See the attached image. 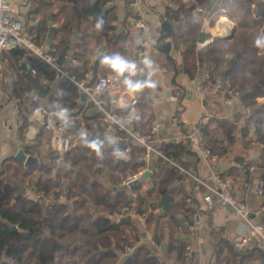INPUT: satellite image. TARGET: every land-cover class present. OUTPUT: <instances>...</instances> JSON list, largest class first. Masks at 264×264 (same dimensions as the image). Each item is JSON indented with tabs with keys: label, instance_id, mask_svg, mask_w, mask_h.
I'll list each match as a JSON object with an SVG mask.
<instances>
[{
	"label": "crops",
	"instance_id": "1",
	"mask_svg": "<svg viewBox=\"0 0 264 264\" xmlns=\"http://www.w3.org/2000/svg\"><path fill=\"white\" fill-rule=\"evenodd\" d=\"M10 1H12L13 5L18 10L19 17L26 27L27 34L47 50L53 51L59 57L63 69L68 71L73 77L75 76L72 73L73 66H83L82 62L78 60V57L83 59L84 56V60H87L90 65H88L89 70L85 73L84 78H82L80 82L86 81L91 87L97 85L99 78H101L103 74L111 78H117V74L112 69L101 63L103 55L112 56L120 54L126 60H130L136 64V60L132 59V55L135 53L136 48L133 44H130L131 42H129L128 39L125 40L123 36H125V38L127 35H129L130 38L138 37L140 34L139 30L136 28V23L139 18L146 20L151 29L150 38L154 45L152 59L154 60L155 77L157 79L156 95L158 96V101L156 112H153L152 118H147L146 122L140 124L137 130L143 134H151L150 130L152 124L159 117V119L163 121V127L159 129V132L155 134L153 138L155 141L154 146L161 149L160 147L163 145L175 147V145L165 141L175 136L179 129H181L180 126H183L187 131H193L194 127L201 123V119L203 118V101H200L194 93L193 96L187 94V90L191 88L192 82L183 71L181 53L173 48L171 37L163 39V37L167 35L164 21L169 23L172 32L176 29V26L184 24L188 27L187 29H193L194 33L200 36L201 39L200 0H133L132 6L134 7V4L137 5V7H134L137 18H135L130 11L128 0L109 1L108 6L118 17V20L114 23L116 30L112 34L115 39L113 41L107 40L101 34V28H96L97 23L100 22L95 6L98 5L101 0ZM91 5L95 7L93 15H90L88 11ZM171 16H177L179 20H170L169 17ZM50 24L57 28L54 34L50 32ZM50 35L52 36V43L48 42V37ZM60 42H63L65 47L70 48L66 58L62 59H60V55L56 53L57 50L60 52L59 49H57V47L61 45ZM166 45L171 46L169 52L167 50L163 51V47ZM19 51L20 50H13L5 54L7 64L0 66V167L4 162H11L10 164L20 172L19 184L22 188V193H24L27 198L34 200L38 199L37 190L32 183L35 174H38V172L34 171L37 168H34V166L43 163L49 164L53 160L59 159V155L51 149L52 134L44 131L45 121L50 117L58 122L73 120V126L77 125L79 130L76 131L75 128H73L74 132L66 130L65 133L67 135L79 136V133L76 132L84 129L82 133H85V128L80 126L77 122H82L86 115L91 117L95 111L93 107H90V103L88 104V98H86L82 107H80L81 97L75 107H72L69 101L67 103H62L57 101L56 98H53V96L55 97L60 94L59 86L61 83L71 81L59 80L56 76L53 77V80L47 82L43 81L46 83L47 87L50 88L45 99L36 101L37 94L34 91L28 95L26 94L27 96L25 97H21L15 93L17 89L16 76L18 72L28 73L33 77H35L36 74V68L33 67L32 63L35 59H28L27 56L20 58ZM198 55L201 54L198 53ZM139 65L142 66V68L145 66L143 62ZM23 66H26V68L20 69ZM199 68L200 71H202V65L199 66ZM83 69L85 70L86 67H83ZM125 75L130 74H123L119 76V78H123ZM74 78L76 79V76ZM198 79L200 81V78ZM76 80L79 82L78 79ZM49 82L53 83L56 89L53 90L52 86H48ZM74 83L77 84V82ZM81 93L82 92H80V96ZM15 94L16 97L14 96ZM171 96H176V98L172 100ZM182 96L184 97L182 98ZM34 102L38 103L39 106L32 111L30 115L29 129L23 131L24 124L19 122L20 117L18 115H21L24 109L32 110V104ZM61 113L64 115L61 116ZM80 117H82V119ZM179 120H181V122L183 121L182 124ZM107 130L108 129H104L102 132L97 131L95 135L90 133V136L87 135L86 137L92 138L94 136L96 140H94L93 143L97 145L100 138L106 136L110 137ZM47 136L49 139H47ZM123 140L128 141L127 146L119 145V148L115 149L116 151L106 149V145H111L107 142L101 143L98 146V153L89 149L90 156H97L96 164L90 168L88 167L90 165H85L84 161H81L82 163H78L77 168L81 169L83 175H86L85 172H90L91 176H93L89 178L94 183L98 180L95 174L96 167H102L104 169V176L106 177L110 172L107 167L109 158L117 156L116 158L118 161L121 158L126 159V148L131 149L133 145L137 144L129 135ZM112 144L116 143L113 141ZM185 148H187L188 153L183 157V160L170 161V163H168L166 171L161 175V179L165 181V183H160V180H158L155 182L158 186L154 184L153 177L149 181L142 182L134 188H129L125 183H123L124 186L119 185L115 177H109L106 181L105 186H108L115 196L119 190L124 188L127 190L129 201L133 203V206H131L133 208V210H131L133 211L132 215L134 212L139 213L136 212L138 209H143L142 212L145 213V218L142 220L135 219L133 217L134 215L132 216L128 211H126L125 215L123 212H117L111 215L108 213L109 210L97 204L90 196L86 199V206L79 209L76 208L71 200L69 203V213L74 214V216H80L81 220H78V228L69 232V234L75 237L79 234L85 240L83 245L80 243L75 244L76 241L68 242L71 247L70 252L74 253L72 257H81L82 252L88 251L91 244L95 245L97 243L92 235V231L87 234L84 232V228L88 226L87 229L91 230L94 221L100 217H105L116 223H123L124 226L128 225L130 228H125L124 236L130 243L126 247L133 249V252L126 255L124 258L120 256L121 262L122 260L126 261L134 256V251L137 253L138 249L143 245H150L149 235L155 234V228L159 227L158 234L163 241H161V244L158 243L157 249L150 245L158 264H180L181 259L179 255L176 253L171 254L167 252V250H169L171 245L176 247V245L179 244L178 251L183 253L182 251L187 243H191L192 247L188 244V250L194 251V253L199 256L201 264H207L206 210H200V213H196L192 217L194 222L196 218H198L202 223L200 230L193 233L189 231L191 222L190 217L188 220L186 219L187 222H185L184 219L187 215L181 213L182 211L178 212L176 220L183 217L184 219L181 218V220H184V228H180L179 233L175 234V223L169 214L171 206L168 211L163 212L162 203L167 196L163 191L167 188L171 191L175 190L173 193L175 199H178V193L184 191L185 196L186 194H190L191 199L197 201L201 207L205 206V201L203 200L206 196L205 186L198 182V179L205 181V157L200 155L196 147L186 146ZM19 149H24L28 156H35L39 159L38 164L29 166L31 170L34 169V172H30L23 162L16 159V154ZM75 151L77 154V150ZM157 158L158 157H154L147 161L148 167H151V170L155 169L156 172L157 168L154 167V163L158 160ZM142 160H145V154L138 155L131 161L128 165L129 171H132L131 174L136 175L139 170L143 171L147 168V165L143 166L141 164ZM183 162L185 163L184 165ZM58 166L63 168L65 164L61 165L60 162H58ZM139 166H141V168ZM28 173H31V175L23 177V175H27ZM117 175L118 171H115L114 176ZM183 175H185V177ZM2 176L7 179L11 178L13 181L17 180V177L13 174L4 173ZM178 176L182 178L181 181L177 179ZM178 186H181L182 190H177ZM40 199L42 200V198ZM14 201L15 200L12 202ZM50 202L51 200H43V205L47 207ZM155 205L157 206L155 207ZM146 214H148L147 216H153V220L149 221L147 219L146 221ZM118 215H121V218L118 217ZM128 216L131 217V220L125 221ZM201 233L205 235V238H200ZM115 244L116 240L114 239L111 249H114ZM100 249L103 248L100 246ZM59 259L61 264H66L65 260H67V258L60 257Z\"/></svg>",
	"mask_w": 264,
	"mask_h": 264
},
{
	"label": "trees",
	"instance_id": "2",
	"mask_svg": "<svg viewBox=\"0 0 264 264\" xmlns=\"http://www.w3.org/2000/svg\"><path fill=\"white\" fill-rule=\"evenodd\" d=\"M109 1L112 2L113 0H101V2L95 7L98 20L100 23L102 22L101 34L107 40L113 41L115 39L112 34L116 30L114 23L118 20V17L108 6ZM132 2L133 0H128V6L132 15L137 18V13L132 6ZM169 19L179 20L177 16H171ZM187 28L188 27L184 24L176 26V29L172 32L171 39L173 41V48L181 53L183 71L193 83L200 78V68L197 66V61L201 55H198L196 51V44L197 41H199L200 36L194 33L193 29L189 30ZM123 38L125 40L128 39L129 42H131L130 44L135 46V53H137L132 55V59H135L138 52L142 49L140 35L136 38H130L129 35H127L126 38L123 36ZM60 44V47H57L60 52L57 50L56 53L60 55V59L66 58L70 48L65 47L63 42H60ZM17 50H20V58L26 56L25 51L22 49ZM78 60L82 62L83 66H73L72 73L80 82L82 78H84L85 73L89 70L88 65H90V63L87 60H84V56L83 59L78 57ZM32 63L33 67L36 68L35 77L30 76L28 73L18 72V75L16 76L17 89L15 90V93L21 97H25L34 91L37 94L36 101H39L47 97L46 95L50 89L43 81L47 82L53 80V77H55V71L50 66L48 67L37 59L33 60ZM83 67H86V69L84 70ZM23 68H26V66H23L20 69ZM142 70V66H136V75L132 76L133 83L146 82V77L142 74ZM59 87L60 94L55 97L53 96V98H56L57 101L62 103H67L69 101L71 106L75 107L80 99L81 91L79 86L74 82L67 81L61 83ZM14 96L16 97V94ZM183 97L184 96H182V98ZM104 102L107 108L111 110L109 100L105 98V96ZM38 106L39 104L34 102L32 104V110L24 109L22 111L21 115L24 117L25 121L24 125L22 124L24 126L23 131H26L27 125L29 126L30 115L32 111L38 108ZM90 107L94 108L93 104H91ZM73 122V120L67 122L66 130L74 132ZM77 123L85 128V133H82L84 129L76 132L79 133L80 143L77 149L72 150L63 158L62 162L63 165L65 164V167L62 168L58 166L57 160H53L49 164L43 163L34 166V168H37L36 170H33L38 172V174H35L32 183L37 190L38 199L31 200L22 193V188L19 184L20 172L10 164L11 162H4L1 164L0 264H61L60 257L67 258L66 264H158L156 257L153 255V249L149 244L143 245L138 249V252L134 256L126 261L122 260L121 262L120 256L122 252L126 250V246L130 244L124 236L125 228H130L128 225L124 226L123 223H116L105 217H100L94 221L91 230L87 229L88 226L84 228V232L87 234L92 231V235L97 242L95 245H90L88 249L90 252H82L81 257H72L74 253L70 252L71 248L64 243V238L66 233L78 228V220L80 221L81 219L80 216H74V214L69 213L70 201L72 200L76 208L79 209L86 206V199L90 196L97 204H100L109 210L108 213L111 215L117 212H123L125 207L133 210L131 207L133 206V203L129 201V196L127 195V190L125 188L119 190L115 196L113 191L105 185L109 177H115L117 183L124 186L123 183L126 176L132 173L131 170L129 171L128 165L138 155L146 154V149L143 146L137 144L133 145L131 151L126 154V159L121 158L118 161L116 158L117 156L109 158L107 167L110 172L106 177L104 176V169L100 166L96 167L95 174L98 180L95 183H90L89 176L83 175L81 170L78 171L76 168L81 161H84L85 165H90L88 166L90 168L96 164L97 156H90V148L88 147V145L96 140L93 135H95L97 131H104V129L110 130L113 136L122 139H126L128 134L124 131H120L117 125L104 122L101 119L100 114L97 113L92 114L91 117L86 115L82 122ZM201 128L204 131V125H202ZM90 133L93 134V137H86ZM115 143L116 144L106 145L105 148L116 151L115 149L119 148L120 143ZM160 148L164 155H166L164 156L166 159L160 155L157 158L158 160L154 163V167L157 168V172L153 176L154 184H156L155 182L158 180H160V183H165V181L161 179V175L166 171L168 163H170V161L183 160V157L188 153L187 148L181 145H176L175 147L163 145ZM75 150H77V154ZM184 164L185 163L183 162V165ZM139 167L141 168V166ZM27 169L30 172H34L30 167ZM115 171H118L117 176H114ZM140 171L141 170H139L137 174H139ZM4 173L13 174L17 177V180H11V182L8 181L7 178L2 176ZM29 175H31V173L23 175V177ZM183 176L185 177V175ZM177 179L181 181L182 178L178 176ZM177 190H182V187L178 186ZM174 191L167 188L163 193L172 196V204L169 214L175 223V234L179 233L180 228H184L180 223L181 218H184L180 217L176 220L178 212L182 211L181 213L187 215L184 219L185 222H187L190 217V224H193L194 221L192 220V217L196 213H200V210H204L200 209L201 206L197 201L190 198V194H186L185 196L184 191L178 193V199H175L173 194ZM40 198H42V200ZM13 200L15 201L12 202ZM43 200H51V202L45 207L43 205ZM142 211L143 209H138L136 212H139V215L145 214ZM147 215L148 214H146V221L147 219L152 221L153 216ZM14 227L18 229L14 230ZM154 231L157 243L161 244V241L163 240L158 234L159 227H156ZM114 239L116 240V244L114 249H111ZM188 244L192 247L191 243L185 244L184 250L182 251L183 253L178 251L179 244H177L176 247L171 245L167 252L178 254L181 259L180 264H185L188 259V256L186 255L188 252ZM100 246L103 249H100Z\"/></svg>",
	"mask_w": 264,
	"mask_h": 264
},
{
	"label": "built area",
	"instance_id": "3",
	"mask_svg": "<svg viewBox=\"0 0 264 264\" xmlns=\"http://www.w3.org/2000/svg\"><path fill=\"white\" fill-rule=\"evenodd\" d=\"M134 7H137L134 4ZM136 28L139 30V34L142 42V49L136 55V66L142 63L145 59L151 60V68L144 66L142 74L146 77L147 82L157 83L155 77V69L152 59L153 43L151 41V29L149 23L146 20L139 18L137 21ZM0 42L3 46L0 47V66L7 64V53L22 49L26 52L28 59H37L40 62L50 66L55 71V76L59 80H71L77 82L79 89L82 93L86 94L88 98V104H93L94 111L100 114L101 119L107 124L117 125L120 131L126 132L132 140L138 145H142L146 149L145 160L146 162L154 157H159L160 155L164 157L162 151L154 146V136L159 132V129L163 127V121L159 117L153 122L151 127V134H143L137 130L140 124L146 122L147 118H152L153 112H156L158 96L156 95V87L154 89L145 88L139 92H131L127 86L123 83L125 78H129L130 75H125L121 78H111L109 76L99 78V81L95 87L88 85V82H78L68 71L64 70L59 57L49 49L47 50L44 46L38 44L34 38L27 34L26 27L23 21L19 17L18 10L13 5L10 0H2L0 3ZM196 51L200 52L201 40L197 41ZM202 65V55L197 61V66ZM153 73L151 76L149 73ZM133 82L132 76L130 77ZM195 82L199 83V86L194 87ZM189 96H193V93L198 97L200 101H203V85H202V71H200V81H194L191 84V89L187 90ZM141 93L142 96H139ZM104 96L109 100L111 105V110L107 108L104 102ZM176 96H171L174 100ZM15 99V98H14ZM82 119V117H80ZM148 119V120H149ZM23 119L20 117L19 122L22 123ZM181 122V120H179ZM183 122V121H182ZM181 122V124H182ZM204 125L203 118L201 123L194 127L193 131H187L183 126L176 133L175 136L166 140L165 142H170L173 145H181L183 147L192 146L196 147L201 156L204 157V131L201 126ZM67 122L56 121L54 118L50 117L45 121L44 131L46 133L52 134V145L51 149L59 154L58 162L63 161L65 155L69 154L71 150L76 148L79 144L78 135H67L66 131ZM110 137H112L114 142L122 143L124 140L120 137L113 136L110 130H107ZM127 153L131 151L130 148H126ZM165 158V157H164ZM166 159V158H165ZM148 164V163H147ZM141 171V173L133 176H128L125 184L139 179L141 174H143L147 169L151 170V167ZM183 171V169H182ZM184 172V171H183ZM189 174L188 172H185ZM199 183L205 186V181L198 179ZM205 201V206L200 207L202 210H206V196L203 199ZM126 211L132 212L129 208L123 210L125 215ZM123 215V216H124ZM134 215V216H133ZM135 219L142 220L145 215H139L138 213H133ZM121 218V215H118ZM200 219L196 218L193 224L189 225L190 232H197L201 228ZM200 233V232H199ZM200 238H205V235L201 233ZM150 245L157 249L158 243L155 238V234L149 235ZM133 252V249L126 247V250L122 252L121 257H126ZM194 251L188 250L186 254L188 259L185 264H195ZM201 264V263H200Z\"/></svg>",
	"mask_w": 264,
	"mask_h": 264
},
{
	"label": "water",
	"instance_id": "4",
	"mask_svg": "<svg viewBox=\"0 0 264 264\" xmlns=\"http://www.w3.org/2000/svg\"><path fill=\"white\" fill-rule=\"evenodd\" d=\"M93 5H94V3H93ZM88 11H89L90 15H93L94 14V11H95V7L91 5L90 8L88 9ZM164 23H165V30H166V34L167 35L164 36L163 39H166L167 37H171L173 33H172L171 29H170L169 23H167L166 21H164ZM50 26H51V28H50L51 34H54L57 31V28L54 27V26H52L51 24H50ZM51 37H52L51 35L48 37V42L49 43H52V38ZM163 48H164L163 51L167 50L169 52L171 46L170 45H166ZM126 73H124V74H126ZM102 77H106V75L103 74ZM49 85L53 87V90L56 89V87L53 85V83L49 82L48 83V86ZM197 86H199V83L196 82L194 84V87H197ZM139 96H142L141 93H139ZM80 97H81L80 107H82L83 104H84V102L86 101V98L87 97H86V94H84V93H81V96ZM73 128H75L76 131L79 130V128H78L77 125H74ZM105 142H108V143L112 144V142H113L112 137L106 136V137L100 138L98 140L97 147L101 143H105ZM127 144H128V141H126V140L123 141L122 143H120V145H124V146H127ZM152 158H154V156H152ZM16 159L19 160V161H21V162H23L25 164V166H27V167H29L30 165H34V164H38L39 163V159L37 157H35V156H33V157L32 156H28L27 153L24 151V149H19L17 151ZM60 164L63 165V162L61 161ZM141 164L143 166H146L147 165L146 160H142ZM155 173H156V170L155 169L154 170L147 169L143 174H141V176L139 177V179H136V180L130 182L128 184V187L129 188H134L135 186H138L142 182L149 181L154 176ZM170 201H171V195L170 194H167L166 198L164 199V201L162 203V205H163V212H166V211H168L170 209V206H171V202ZM156 206L157 205H155V207ZM130 218L131 217L128 216L125 219V221H130L131 220ZM181 223H182V225H184V220H181ZM14 230H17V228L14 227ZM135 254H136V251H134V255ZM193 255H195V258H196L195 259V264H200L201 262L199 261V256L196 255V253H194Z\"/></svg>",
	"mask_w": 264,
	"mask_h": 264
},
{
	"label": "clouds",
	"instance_id": "5",
	"mask_svg": "<svg viewBox=\"0 0 264 264\" xmlns=\"http://www.w3.org/2000/svg\"><path fill=\"white\" fill-rule=\"evenodd\" d=\"M0 3H2V0H0ZM102 27V22L101 23H97L96 28L100 29ZM264 37V36H261ZM261 37H257L256 39V46L264 48V39H261ZM3 46V43L0 42V47ZM101 63L103 65L108 66L110 69H112L116 74H117V78H119V76L123 75L124 73H129L130 77L131 76H135L136 75V64L130 60H126L125 58H123L120 54H115L112 56L109 55H103L102 59H101ZM144 65L147 66L148 68H151V60L149 59H145L143 61ZM153 73H149V75L151 76ZM125 78L123 80V83L127 86V88L135 93V92H139L142 91L145 88L148 89H154L156 87L155 82H144V83H140V82H136L133 83L131 78ZM64 114L61 113V116H63ZM88 147L90 149H92L94 152L99 151L98 147L96 144H90L88 145Z\"/></svg>",
	"mask_w": 264,
	"mask_h": 264
},
{
	"label": "rangeland",
	"instance_id": "6",
	"mask_svg": "<svg viewBox=\"0 0 264 264\" xmlns=\"http://www.w3.org/2000/svg\"><path fill=\"white\" fill-rule=\"evenodd\" d=\"M197 53H199V54H201L202 55V51H200V52H197ZM19 117H21L22 119H23V124H24V117H22V115H18ZM29 129V126L27 125L26 126V130H28ZM48 137V136H47ZM47 139H49V137L47 138ZM51 145H52V142H51ZM77 149V148H76ZM88 163V162H87ZM77 170L78 171H80L81 169L80 168H77ZM85 174L87 175V176H89L90 178H92V176H91V174H90V172H85ZM130 175H132L131 173L130 174H128L127 176H126V178L128 177V176H130ZM11 178L10 179H8V181H10L11 182ZM126 180V179H125ZM125 182V181H124ZM90 183H94L91 179H90ZM69 241H76V243L75 244H77V243H80L81 245H83V242L85 241L79 234L78 235H76V237L74 236V235H71L70 236V234L69 233H66L65 234V238H64V243L66 244V245H68L69 246V244H68V242ZM71 248V247H70ZM188 253V252H187ZM67 260H65V262H66Z\"/></svg>",
	"mask_w": 264,
	"mask_h": 264
},
{
	"label": "flooded vegetation",
	"instance_id": "7",
	"mask_svg": "<svg viewBox=\"0 0 264 264\" xmlns=\"http://www.w3.org/2000/svg\"><path fill=\"white\" fill-rule=\"evenodd\" d=\"M72 151V150H71Z\"/></svg>",
	"mask_w": 264,
	"mask_h": 264
}]
</instances>
